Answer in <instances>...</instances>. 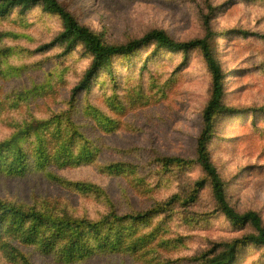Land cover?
<instances>
[{
  "label": "trees",
  "instance_id": "16d2710c",
  "mask_svg": "<svg viewBox=\"0 0 264 264\" xmlns=\"http://www.w3.org/2000/svg\"><path fill=\"white\" fill-rule=\"evenodd\" d=\"M156 1L164 3L161 6L174 4L176 11L190 16L197 23V35L178 40L164 29L150 28L124 43H108L64 1L0 0V113L7 114L3 119L8 131L0 140V175L22 178L32 172L29 175H36L34 181L42 186L17 197L0 198V254L6 262L34 264L25 251L33 247L52 257L55 264H85L96 257L106 258L103 264H143L144 257L151 264H173L176 242L164 233L175 214L187 225L220 215L243 232L231 241L211 243L194 257L201 264H235L243 248L264 249L261 214L235 209L230 188L238 180L226 182L213 153L214 145L224 146L225 133L220 140L214 137L226 116L249 115L254 131L264 136V0ZM34 12L42 21L59 20L62 30L27 48L19 41L37 38L14 26L28 22ZM234 21L238 24L230 26ZM78 48L89 64L75 75L65 96L47 80L37 81L34 72L41 62L32 64L27 58L53 49L60 50L59 58H68ZM120 59L136 61L139 74L157 88L171 86L168 91L177 108L188 104L173 94L174 85L193 61L199 90L205 96L199 98L203 107L195 118L199 127L194 156L168 153L153 159L163 175L192 167L201 175L181 191L153 198L140 208L133 206L125 189L120 197L124 203L118 205L101 183L69 171L96 166L101 178L126 179L144 168L122 160L136 149L108 146L98 151L96 140L88 137L78 121L81 114L85 120L96 121L105 133L116 129V120L91 102L90 91L100 74L114 73V62ZM238 90L247 99L241 94L233 105L228 103L229 94ZM106 103L113 110L119 104L118 95ZM105 153L115 159L100 161ZM205 191L214 208L197 213L194 209ZM99 194L102 197L97 200Z\"/></svg>",
  "mask_w": 264,
  "mask_h": 264
},
{
  "label": "rangeland",
  "instance_id": "374dc122",
  "mask_svg": "<svg viewBox=\"0 0 264 264\" xmlns=\"http://www.w3.org/2000/svg\"><path fill=\"white\" fill-rule=\"evenodd\" d=\"M61 1L68 3L76 17L102 34L104 41L108 43H124L130 36H139L150 28L164 29L178 40L192 39L198 31L197 23L190 16L176 11L174 4L161 6L158 4L164 3H158L156 0ZM37 15V12H34L28 22L14 26L37 38L36 41L20 40L19 44L24 47L38 44L41 39L48 40L62 30L59 20L51 18L42 21ZM236 24L238 21H234L230 26ZM59 52V49H53L27 60L32 64L41 62L34 72L37 81L47 80L46 84L53 88L55 86L58 92L65 96L72 80L76 78L75 75H80L89 60L82 58L81 48L68 58H59ZM135 64L136 61L116 60L112 69L114 73L100 74L90 91L91 102L101 106L106 114L116 120V129L105 133L96 126V121L85 120L81 114L78 115V121L83 124V131L88 137L96 140L98 151L105 150L108 146L136 149L133 154L122 160L143 165L144 168L138 175L126 179L101 178L96 166L69 171L71 175L101 183L118 205L124 203L120 197L121 190L125 189L133 206L140 208L148 206L153 198L157 200L181 191L183 185L201 175L200 170L193 167L186 171L176 169L163 175L153 164V159L159 154L168 153L194 156L192 147L199 127L195 118L203 107L199 98L205 99V96L199 90L201 86L197 84L193 61L183 68L178 82L174 85L173 94L188 104H180L178 108L168 91L171 86L157 88L139 74V68ZM24 77L28 79L30 72ZM153 82L163 84L162 81ZM113 94L118 95L119 104L113 107L116 111L106 103V99L110 100ZM241 94H244L241 90L230 93L228 103H235ZM242 99H247L245 94ZM119 108L121 109L118 110ZM79 110L80 108L77 112ZM6 115L0 113V140L8 133L3 119ZM254 123V119L247 114L235 118L226 116L218 128L217 137H214L215 141L220 140L225 133L224 146L214 145L213 153L226 182L231 184L233 180H238L237 185L230 188V201L235 209L239 213L257 211L264 220V136L261 137L254 131ZM114 159V156L105 153L100 161ZM30 173L22 178L1 174L0 198L17 197L26 190L32 192L33 189L42 187L34 181L33 177L36 175H29ZM209 194V191L202 193L201 202L198 208L194 209L195 212L213 210L214 205ZM101 197L102 194H99L96 199ZM174 217L170 229L164 233L170 241L176 242L171 254L173 264H201L195 261L194 257L211 243L228 242L243 233L220 215H214L209 221H200L193 225L184 224L180 215L175 214ZM25 251L34 264H55L52 257L41 254L33 247H26ZM191 257L194 262L189 260ZM105 259L96 257L85 264H103ZM0 264L10 263L0 254ZM143 264L151 263L144 257ZM235 264H264V249L257 246L243 248Z\"/></svg>",
  "mask_w": 264,
  "mask_h": 264
}]
</instances>
